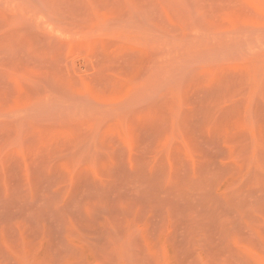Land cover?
I'll list each match as a JSON object with an SVG mask.
<instances>
[{
	"label": "rangeland",
	"instance_id": "1",
	"mask_svg": "<svg viewBox=\"0 0 264 264\" xmlns=\"http://www.w3.org/2000/svg\"><path fill=\"white\" fill-rule=\"evenodd\" d=\"M0 264H264V0H0Z\"/></svg>",
	"mask_w": 264,
	"mask_h": 264
}]
</instances>
